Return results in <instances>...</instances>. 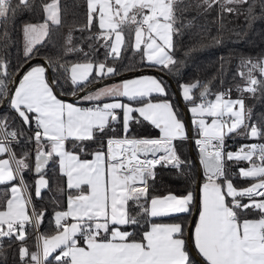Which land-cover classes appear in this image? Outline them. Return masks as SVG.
Returning a JSON list of instances; mask_svg holds the SVG:
<instances>
[{
    "label": "snow or ice",
    "instance_id": "snow-or-ice-1",
    "mask_svg": "<svg viewBox=\"0 0 264 264\" xmlns=\"http://www.w3.org/2000/svg\"><path fill=\"white\" fill-rule=\"evenodd\" d=\"M85 3L86 23L69 26L64 48L66 55L82 53L84 61L61 63L46 56V64L25 70L51 26H62L60 0H0V22L37 7L44 13L43 22L22 27L23 60L16 71H10L9 61L0 56V104H7L15 113L12 120L22 125L13 127L9 116H0V185L5 186L0 197V251L7 239L19 242L22 264H191V238L205 264H264V112L254 116L244 95H264V57L241 58L246 71L238 73L243 83L235 85L240 93L235 99L231 88L212 93L211 81L181 85L198 135L195 143L203 168L198 195L191 185L184 195L155 194L150 185L158 166L182 169L186 163L177 147L178 141L188 139L185 124L162 80L123 79L84 95L92 106L81 107L59 98L56 86L63 85L46 75L55 67L73 86L71 94L77 95L88 85L119 75L116 64L108 60H120L129 48L149 67L171 70L177 64L173 36L184 12L218 5L222 13L244 15L251 23L257 7L264 18V0ZM73 31L91 33L84 38L94 42L88 44V52L73 45ZM8 35L5 30L3 38ZM101 47L105 59L94 61L90 57ZM197 88L199 97L193 92ZM133 123H147L159 134L131 136ZM116 124L122 128L119 136ZM232 136L256 142L228 151L226 140ZM21 137L34 148L17 155L13 144H20ZM241 162L247 166L231 173L232 165ZM50 164L56 174L54 190L47 175ZM28 171L37 177L32 184L25 179ZM236 176L246 186L234 183ZM33 189L40 201L45 190L54 191L51 201L59 210L53 213L51 234L39 231L47 207L37 206ZM194 209L196 219L191 218ZM29 227L36 233V251L27 245Z\"/></svg>",
    "mask_w": 264,
    "mask_h": 264
},
{
    "label": "trees",
    "instance_id": "trees-1",
    "mask_svg": "<svg viewBox=\"0 0 264 264\" xmlns=\"http://www.w3.org/2000/svg\"><path fill=\"white\" fill-rule=\"evenodd\" d=\"M48 2V0H44ZM39 3V0H37ZM185 3L195 4L197 0H185ZM61 17L63 24L60 27L51 26L50 35L46 38L43 46L38 47L37 57H51L53 61L59 59L61 63L67 62H83L85 57L82 53L65 54V37L68 34L69 26H82L86 23V3L85 0H60ZM256 19L249 23L245 20L244 15H234L222 13L218 5H214L211 9L205 11L204 7L199 9L191 8L184 12L177 24L178 32L173 36L174 50L173 56L177 64L169 69H161L159 66L149 67L146 62H141L140 54L136 53L131 48L122 53V58L118 61L108 60L109 65L115 63L119 69L120 78L118 80L141 74L154 73L152 70L158 68L165 73L155 75L160 78L166 86L168 99L173 103L175 110L185 122L184 112L177 101L176 94L172 84H175L180 91L182 84H194L199 82L201 85L208 84L211 81L210 88L212 93L225 91L231 88L232 98H237L240 93L236 91L235 85L242 84L243 81L238 75L240 71H246L241 67V58H251L253 60L264 57V18L260 16L259 7L256 8ZM179 15V13H178ZM44 20V13L39 7L32 11L20 12L14 19H9L6 23L0 22V56L5 57L9 61V70L16 71L18 61L23 60L24 41L22 27L25 23H40ZM8 31V38H3V32ZM97 28L93 26L91 32L94 33ZM91 33L88 31L80 32L73 31V45L82 47L85 52L89 51L88 44L94 43L84 39ZM99 47V45H97ZM6 49V50H5ZM94 61L105 59V49L99 48V51L90 57ZM34 64H42L39 60H32L30 67ZM223 64V68L221 65ZM51 76L53 80L59 79L63 87L56 86L57 93L72 95V85L66 82L64 75L55 67H51ZM168 77L172 81L168 80ZM14 87V85H13ZM94 87L92 90H94ZM201 89H194V95L199 97ZM86 94V93H85ZM78 96L74 101L86 104L82 97ZM246 105L253 109L254 116L264 112V95L257 94L256 97H251L245 93ZM214 95L209 96L211 99ZM188 105L189 102L185 101ZM9 116L10 123L13 127L22 126L19 119L12 120L15 113L12 112L7 104H2L0 108V116ZM138 115V114H134ZM116 128L115 135L119 136L122 133L120 124L114 126ZM29 135L31 133H28ZM111 134V133H110ZM159 130L147 123L138 125L133 123L129 135L137 137H156ZM193 135L197 136V130L193 128ZM245 142H252L243 137L232 136L227 139L226 145L228 148H237ZM94 147V146H93ZM178 152L185 165L182 169L174 167H157L156 178L150 181V185L154 187L155 194L163 195L168 192L176 194H184L191 185L194 189L197 180V162L192 157L189 150L188 139L177 142ZM27 148H34V145H28L21 137L20 144H13V150L20 155ZM246 165V162H241L239 165L233 164L230 172L237 173L238 167ZM47 175L51 179V186L55 189V172L54 166L49 165ZM36 176L32 171L25 173V179L28 183H34ZM234 183L238 186H245L246 181L234 177ZM5 192V186L0 185V197ZM54 191L45 190L43 193V201L35 198L33 189V198L37 206H46L47 213L40 227V232L51 234L54 231L53 213L56 206L52 203L51 197ZM66 204V201H65ZM162 220H172L171 218H161ZM29 238L27 245L30 251H36V234L29 227L27 229ZM193 246L194 243L192 242ZM19 242L10 243L7 239L3 241L2 251H0V264H22L20 261ZM195 248V246H194ZM196 250V248H195ZM189 258L191 264H199L191 254L189 249ZM197 251V250H196ZM198 253V251H197ZM199 254V253H198ZM200 255V254H199ZM201 256V255H200ZM202 257V256H201ZM203 258V257H202ZM51 260V258H49ZM55 264V261L52 262Z\"/></svg>",
    "mask_w": 264,
    "mask_h": 264
},
{
    "label": "water",
    "instance_id": "water-1",
    "mask_svg": "<svg viewBox=\"0 0 264 264\" xmlns=\"http://www.w3.org/2000/svg\"><path fill=\"white\" fill-rule=\"evenodd\" d=\"M33 61L34 60H39L42 64H46V61L44 60L43 57H35L34 59H32ZM31 60V61H32ZM30 61V62H31ZM29 62V64H30ZM28 64V65H29ZM26 66V65H25ZM152 72L154 73H158V74H165L164 72L162 73L160 69L158 68H154L152 70ZM47 76L50 80H53L52 76H51V68L48 69L47 71ZM120 78V75H117V76H113V77H107V78H104L101 82L97 83V84H94V85H88L87 88L82 91V92H79L77 95H65V94H62V93H59L58 95L64 99H68V100H74L76 99L78 96H81L85 93H88L89 91H91L94 87H97V86H100V85H103V84H106V83H109L111 81H115V80H118ZM168 80L169 81H172V79L170 77H168ZM54 81V80H53ZM172 87H173V90L176 94V98H177V101L178 103L180 104L183 112H184V118H185V124H186V127H187V136H188V143H189V150H190V153L192 155V157L196 160L197 162V180H196V187L195 189L197 190V195L199 194L198 192V189H199V186L202 182V178H203V168L202 166L200 165L199 163V148H196L195 145H194V141H193V138H194V135H193V124L191 122V117H190V113H189V110H188V106L185 104L183 98L181 97V94H180V91L178 90L177 86L175 84H172ZM2 104H0V108H1ZM33 172V171H32ZM33 174L35 175V173L33 172ZM196 215H197V211L194 209L193 210V213H192V219H195L196 218ZM188 245H189V249L191 251V254L192 256L194 257V259L199 263V264H205L203 258L197 253V251L195 250L193 244H192V240L191 238H189L188 240Z\"/></svg>",
    "mask_w": 264,
    "mask_h": 264
},
{
    "label": "crops",
    "instance_id": "crops-1",
    "mask_svg": "<svg viewBox=\"0 0 264 264\" xmlns=\"http://www.w3.org/2000/svg\"><path fill=\"white\" fill-rule=\"evenodd\" d=\"M35 65V64H34ZM27 70V69H26ZM46 75H47V73H46ZM140 76H151V77H155V78H157V79H159V80H161L160 78H158V76L157 75H155L154 73H141V74H137V75H133V76H130V77H127V78H124V79H135V78H138V77H140ZM123 79H121V80H115V81H111V82H109V83H106V84H103V85H100V86H97L95 89H94V92L95 91H97L98 89H100V88H103V87H105V86H111V85H114V84H117V83H120L121 81H122ZM182 85H184V84H182ZM193 92H194V90H193ZM88 93H91L90 91L88 92ZM87 93V94H88ZM180 94H181V97L183 98V90H182V87L180 88ZM59 98H61V99H63L65 102H68V103H73V104H75V105H78V106H81V107H84V104H82V103H79V102H76V101H74V100H68V99H64V98H62V97H60L59 96ZM211 99H214V96L211 98ZM235 99V98H234ZM183 100H184V98H183ZM105 102H108V101H105ZM124 102H128L126 99L124 100ZM87 103H90V102H87ZM133 106H136L135 104L133 105ZM188 110H189V113H190V117H191V122H192V124H193V128L194 129H196V126H195V124L193 123V116H192V113H191V111H190V108H191V104L189 103L188 105ZM181 119V118H180ZM182 120V119H181ZM183 122H184V120H182ZM184 124H185V122H184ZM197 130V129H196ZM185 132H186V135H187V127H186V124H185ZM252 142H255V141H252ZM245 143H248V142H245ZM245 143H243V144H245ZM251 143V142H250ZM240 146V145H239ZM239 146L237 147V148H228L227 150L228 151H236L238 148H239ZM247 166V164L246 165H243V166H241V167H246ZM37 178V177H36ZM35 178V179H36ZM202 183H203V178H202V182H201V184L200 185H202ZM168 193H173V192H168ZM168 193H165V194H163V195H166V194H168ZM173 194H176V193H173ZM185 194V193H184ZM184 194H176V195H184ZM198 217V212H197V215H196V218ZM195 218V219H196ZM163 222H172V220H163ZM197 250V249H196ZM198 251V250H197ZM199 253V252H198Z\"/></svg>",
    "mask_w": 264,
    "mask_h": 264
},
{
    "label": "built area",
    "instance_id": "built-area-1",
    "mask_svg": "<svg viewBox=\"0 0 264 264\" xmlns=\"http://www.w3.org/2000/svg\"><path fill=\"white\" fill-rule=\"evenodd\" d=\"M92 106V104L91 103H86V104H84V107H91ZM135 137H137V136H135ZM194 143H195V141H196V139H198V135L197 136H194ZM227 141V140H226ZM256 142V141H255ZM261 142H264V141H261ZM195 145H196V143H195ZM196 147H198L197 145H196ZM246 186V185H245ZM39 231H40V229H39ZM35 232V231H34ZM36 234V233H35Z\"/></svg>",
    "mask_w": 264,
    "mask_h": 264
},
{
    "label": "rangeland",
    "instance_id": "rangeland-1",
    "mask_svg": "<svg viewBox=\"0 0 264 264\" xmlns=\"http://www.w3.org/2000/svg\"><path fill=\"white\" fill-rule=\"evenodd\" d=\"M90 92H91V93H94V90H91ZM88 94H90V93H88ZM85 95H87V93H86Z\"/></svg>",
    "mask_w": 264,
    "mask_h": 264
},
{
    "label": "bare ground",
    "instance_id": "bare-ground-1",
    "mask_svg": "<svg viewBox=\"0 0 264 264\" xmlns=\"http://www.w3.org/2000/svg\"><path fill=\"white\" fill-rule=\"evenodd\" d=\"M193 141H194V139H193ZM194 145H195V143H194ZM195 147H196V145H195ZM196 148H198V147H196Z\"/></svg>",
    "mask_w": 264,
    "mask_h": 264
}]
</instances>
